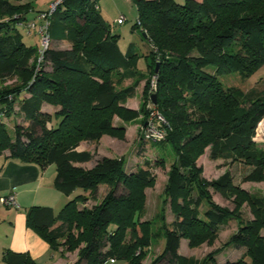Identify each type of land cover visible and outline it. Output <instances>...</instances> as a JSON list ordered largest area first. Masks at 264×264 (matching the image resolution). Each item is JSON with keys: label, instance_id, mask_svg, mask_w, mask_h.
I'll return each instance as SVG.
<instances>
[{"label": "trees", "instance_id": "obj_1", "mask_svg": "<svg viewBox=\"0 0 264 264\" xmlns=\"http://www.w3.org/2000/svg\"><path fill=\"white\" fill-rule=\"evenodd\" d=\"M134 2L138 20L133 29H140L150 49L145 74L137 67L138 52L121 50L120 35L103 19L98 0H67L60 6L50 20L52 44L43 55L39 45L25 44L21 30L36 35L27 24L48 7L36 10L32 2L0 0V81L16 80L0 88V157L8 152L6 158L25 164L54 166L55 187L69 198L58 216L51 208L33 207L27 225L53 252H78L74 264H143L160 240L163 250L150 264H217L219 250L204 259L188 258L180 254L181 242L212 244L236 221L237 231L224 249L244 252L227 264H249L248 259L264 264V197L240 188L230 173L209 182L197 166L209 149L211 160L252 168L245 181H264V150L254 140L264 119V90L243 93L223 81L232 74L248 78L264 66V0ZM63 43L69 48L53 46ZM142 84L148 105L170 125L161 144L173 160L165 197L175 219L169 226L162 213L159 229L142 219L146 190L156 181L149 168L129 171L123 158L78 150L82 142L124 133L113 119L134 116L125 106ZM152 85L156 92L150 94ZM15 106L26 126H15L11 135L4 119L15 114ZM46 107L54 112L47 113ZM140 140L157 146L144 141L143 131ZM167 160L162 156L159 165ZM89 163L93 167H77ZM102 187L100 202L80 206L96 201ZM211 188L234 198L235 212L216 204ZM244 203L252 221L245 222L238 212ZM5 262L38 264L29 255L9 252Z\"/></svg>", "mask_w": 264, "mask_h": 264}, {"label": "rangeland", "instance_id": "obj_2", "mask_svg": "<svg viewBox=\"0 0 264 264\" xmlns=\"http://www.w3.org/2000/svg\"><path fill=\"white\" fill-rule=\"evenodd\" d=\"M54 0H12L15 4H26L32 2V8L36 10L46 9L48 5ZM177 2L183 3L184 0H177ZM98 5L101 9V15L103 19L110 25L113 34L120 35V45L124 46L125 52L128 50L130 45H135L140 50L139 58L137 59L138 68L142 73H147L148 68L146 65L145 54L147 49L150 50L141 37V31L139 28L133 29L134 25L138 20V10L134 0H98ZM121 17L125 18L123 25H118L116 22ZM23 39L28 46H40L39 37L35 34L28 35L24 30H21ZM54 47L58 49L69 48L68 43L55 44ZM147 47V49H146ZM148 52V51H147ZM225 86H231L239 89L243 93L249 91H263L264 90V66L261 67L257 72L248 78H244L239 74L227 75L223 78ZM16 84L15 79H5L0 81V88L10 87ZM128 86V85H125ZM145 85H142L136 91V95L132 98V101L128 102L125 106L126 110L130 111L134 116H131L129 120H123L119 117H114L113 121L116 127H121L124 130L123 134L116 136L107 134L99 142L89 143L82 142L78 148L79 151H86L95 153L97 157H110V158H123L127 163V169L133 170L135 167L149 168L153 175L156 176L155 184L146 190V202L143 213V221L154 223V228L159 229L161 223L157 220L163 213L167 225L171 226L175 217L170 207V201L165 197V188L168 181V172L172 164V156L169 151H164L165 144H159L157 146H150L144 144L141 141V133L143 126L146 123L151 111L150 106L147 103V94L144 92ZM156 92L151 87L149 89L150 94ZM18 107L15 106V114L10 118L4 119L11 135L14 132L15 126H26L21 118L16 115ZM46 112L52 114L54 109L52 107H46ZM137 114V115H136ZM126 117L129 115L124 114ZM136 115V117H135ZM262 122V121H261ZM264 122H262L263 124ZM261 124V125H262ZM260 128V127H259ZM256 144L259 149L264 150V143H260L262 139ZM140 146V147H139ZM210 150L207 149L206 153L198 158L197 166L202 167L203 177L211 182L219 179L225 173H230L234 179L236 185L240 186L243 190L247 191L250 195L257 197H264V181L253 182L245 181V178L251 173L252 168L244 165L243 163L232 164L229 161L223 160H211L209 158ZM7 156L8 152L5 153ZM162 156L167 157V164L165 166L159 165L160 158ZM80 168H91L93 164L77 165ZM106 188L100 190L97 200H87L81 203L82 206L91 208L96 202H100L103 195L105 194ZM212 200L219 206L228 209L229 211L235 212L236 205L234 198L227 195H223L218 191H214L212 188L209 189ZM88 196V195H87ZM206 206L202 208L204 210ZM242 219L252 221L254 215L248 203H244L241 209L238 211ZM238 223L232 221L228 228L220 232L218 239L212 244L204 243L197 247H191L189 241L184 239L181 242L180 254L185 257H195L197 259H204L211 253L220 251L219 255H216L217 264H227V262H234L240 258L244 249L237 251L233 247L226 249L225 245L230 241L231 236L237 231ZM264 235V230L262 231ZM162 241H155L148 251V256L143 260V264H150L152 260L162 252ZM65 264H72L77 261L78 252H67L64 249H59L55 252ZM247 262L250 264V260ZM128 264L126 261L119 260L114 262H108L106 264Z\"/></svg>", "mask_w": 264, "mask_h": 264}, {"label": "crops", "instance_id": "obj_3", "mask_svg": "<svg viewBox=\"0 0 264 264\" xmlns=\"http://www.w3.org/2000/svg\"><path fill=\"white\" fill-rule=\"evenodd\" d=\"M144 44L146 46L145 42ZM119 46L125 52L120 41ZM130 47L138 54L141 53L135 45ZM147 63L146 59V65ZM130 101L132 99L128 102ZM6 157L8 156L0 157V197L15 194L20 209L0 205V264H6V252L13 255H29L38 264H65L64 260L27 225V214L33 207L51 208L55 216H58L69 201V198L55 187L57 175L55 167L41 168L35 164H25ZM163 246L162 241V248ZM74 263L75 261L72 264Z\"/></svg>", "mask_w": 264, "mask_h": 264}, {"label": "built area", "instance_id": "obj_4", "mask_svg": "<svg viewBox=\"0 0 264 264\" xmlns=\"http://www.w3.org/2000/svg\"><path fill=\"white\" fill-rule=\"evenodd\" d=\"M67 0H54L48 5L47 11L40 13L39 17L36 21L29 22L27 24L28 30L30 32L36 33V35L39 37L40 40V53L41 55L44 54L45 51H47L51 44H52V38L50 36L49 28H50V20L52 16L55 14L56 10L62 6ZM125 21L124 17H121L117 20L118 25H123ZM25 24L20 23V26H24ZM152 89L156 90L155 85H152ZM150 115L143 127V137L144 141L152 144V145H158L162 142L166 141L168 137V133L170 130V125L167 122L165 116L156 108V107H150ZM264 122V119L262 120ZM260 122L255 142H258L259 140H256L258 137L262 139L260 143H264V126ZM262 124V125H261ZM260 127V128H259ZM0 205L6 207V208H14V209H20V205L17 201L15 194H9L6 196L0 197Z\"/></svg>", "mask_w": 264, "mask_h": 264}, {"label": "water", "instance_id": "obj_5", "mask_svg": "<svg viewBox=\"0 0 264 264\" xmlns=\"http://www.w3.org/2000/svg\"><path fill=\"white\" fill-rule=\"evenodd\" d=\"M156 72H158V68L156 69ZM152 100L154 103H156V96L155 95L152 96Z\"/></svg>", "mask_w": 264, "mask_h": 264}, {"label": "bare ground", "instance_id": "obj_6", "mask_svg": "<svg viewBox=\"0 0 264 264\" xmlns=\"http://www.w3.org/2000/svg\"><path fill=\"white\" fill-rule=\"evenodd\" d=\"M263 126H264V124H263Z\"/></svg>", "mask_w": 264, "mask_h": 264}]
</instances>
